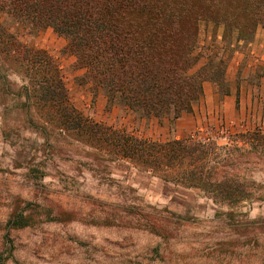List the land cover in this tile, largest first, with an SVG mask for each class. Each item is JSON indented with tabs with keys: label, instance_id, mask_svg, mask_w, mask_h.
<instances>
[{
	"label": "rangeland",
	"instance_id": "374dc122",
	"mask_svg": "<svg viewBox=\"0 0 264 264\" xmlns=\"http://www.w3.org/2000/svg\"><path fill=\"white\" fill-rule=\"evenodd\" d=\"M0 23L55 59L69 101L93 122L167 141L149 136L143 117L128 118L132 111L122 105L107 110L103 90L93 96L90 84L80 82L76 60L70 61L75 57L62 47L64 37L51 28L49 35L48 28L31 32L2 13ZM249 38L201 21L191 71L202 76L215 69L224 79L237 40ZM23 84L20 75L0 68V253L10 248L11 264H264V130L202 124L181 138L215 143V172L238 176L247 198L227 205L124 163L102 171L66 141L56 147L30 123L38 120L32 108L21 107ZM17 215L28 217L26 227L10 226ZM140 219L154 228L140 226Z\"/></svg>",
	"mask_w": 264,
	"mask_h": 264
},
{
	"label": "trees",
	"instance_id": "16d2710c",
	"mask_svg": "<svg viewBox=\"0 0 264 264\" xmlns=\"http://www.w3.org/2000/svg\"><path fill=\"white\" fill-rule=\"evenodd\" d=\"M0 13L31 32L51 28L64 37L66 52L84 69L80 82L90 84L93 96L104 91L107 110L118 104L160 121L191 112L203 81H214L220 89L225 86L215 69L202 76L191 71L201 21L250 38L257 26L264 28V0H0ZM0 68L24 80L21 107L32 108L38 117L30 123L56 147L66 141L85 150L80 157L84 163L96 164L102 171L124 163L139 174L199 189L227 205L247 198L237 175L218 174L212 167L215 143L142 139L93 122L69 101L55 59L22 43L2 23ZM15 218L12 228L28 225V217ZM140 220V226L154 228L151 220ZM5 250L0 264H11V249Z\"/></svg>",
	"mask_w": 264,
	"mask_h": 264
},
{
	"label": "crops",
	"instance_id": "0c3cea01",
	"mask_svg": "<svg viewBox=\"0 0 264 264\" xmlns=\"http://www.w3.org/2000/svg\"><path fill=\"white\" fill-rule=\"evenodd\" d=\"M49 29L43 31L44 34L49 35ZM237 41V48L228 55L224 73L226 92L214 81H203L202 94L192 105L191 112L175 120L141 119L147 125L149 136L181 139L202 124L244 129L252 125L264 130V28L257 27L247 41ZM60 42L62 47L66 44ZM74 60L70 59L71 63ZM83 74L84 69L79 68L78 75ZM101 101L100 98L98 102ZM130 113L126 115L128 118H137L136 113Z\"/></svg>",
	"mask_w": 264,
	"mask_h": 264
},
{
	"label": "built area",
	"instance_id": "2783aa9c",
	"mask_svg": "<svg viewBox=\"0 0 264 264\" xmlns=\"http://www.w3.org/2000/svg\"><path fill=\"white\" fill-rule=\"evenodd\" d=\"M198 132H201V129H198ZM191 138H195V134H191Z\"/></svg>",
	"mask_w": 264,
	"mask_h": 264
}]
</instances>
